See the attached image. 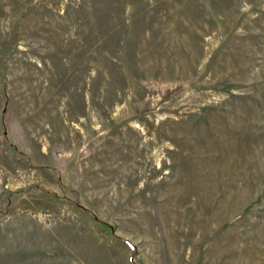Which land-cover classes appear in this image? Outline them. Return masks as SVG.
Here are the masks:
<instances>
[{
    "label": "rangeland",
    "instance_id": "1",
    "mask_svg": "<svg viewBox=\"0 0 264 264\" xmlns=\"http://www.w3.org/2000/svg\"><path fill=\"white\" fill-rule=\"evenodd\" d=\"M0 264H264V0H0Z\"/></svg>",
    "mask_w": 264,
    "mask_h": 264
}]
</instances>
